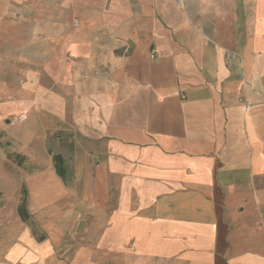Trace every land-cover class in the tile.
<instances>
[{
	"label": "crops",
	"instance_id": "0c3cea01",
	"mask_svg": "<svg viewBox=\"0 0 264 264\" xmlns=\"http://www.w3.org/2000/svg\"><path fill=\"white\" fill-rule=\"evenodd\" d=\"M68 5L77 27L38 52L59 91L38 87L72 167L63 182L47 150L28 184L40 206L69 201L68 264H264V0ZM5 7L0 42L20 46Z\"/></svg>",
	"mask_w": 264,
	"mask_h": 264
},
{
	"label": "rangeland",
	"instance_id": "374dc122",
	"mask_svg": "<svg viewBox=\"0 0 264 264\" xmlns=\"http://www.w3.org/2000/svg\"><path fill=\"white\" fill-rule=\"evenodd\" d=\"M68 1L0 0L6 6L2 16L19 22L25 46L21 41L15 47L0 42V82L4 83L0 87V264H56V259L68 264L77 241L84 237L76 232L69 201L63 202L67 207L62 213L54 211V200L40 206L36 190L28 185L32 175L38 173L39 164L50 162L47 150L51 155L60 153L69 172L72 167L71 133L56 131L51 135L49 127L54 124L46 128L51 122L45 120L38 87L45 85L47 78L41 72L38 52H55L60 48L57 41L79 23ZM33 79L37 84L30 83ZM49 87L59 91L54 85ZM25 98L30 106L23 111ZM22 185L28 188V211L38 231L47 236L41 252L16 214ZM70 189V183L64 186V192L71 193Z\"/></svg>",
	"mask_w": 264,
	"mask_h": 264
},
{
	"label": "trees",
	"instance_id": "16d2710c",
	"mask_svg": "<svg viewBox=\"0 0 264 264\" xmlns=\"http://www.w3.org/2000/svg\"><path fill=\"white\" fill-rule=\"evenodd\" d=\"M52 163L54 167V171L56 175L63 181H66V169L64 167V161L61 155L54 154L52 155ZM17 214L20 220L31 227L32 235L35 237L37 242H41L44 240V236H37L34 230V226L30 220V216L26 210V195L25 190L21 192V202L17 208Z\"/></svg>",
	"mask_w": 264,
	"mask_h": 264
}]
</instances>
